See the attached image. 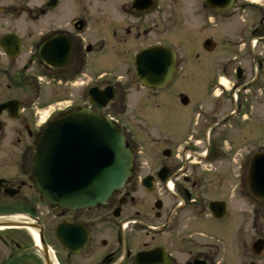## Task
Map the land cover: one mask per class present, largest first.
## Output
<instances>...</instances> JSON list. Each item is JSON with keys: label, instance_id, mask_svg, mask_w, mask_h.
I'll use <instances>...</instances> for the list:
<instances>
[{"label": "flooded vegetation", "instance_id": "obj_1", "mask_svg": "<svg viewBox=\"0 0 264 264\" xmlns=\"http://www.w3.org/2000/svg\"><path fill=\"white\" fill-rule=\"evenodd\" d=\"M3 1L0 225L11 226L0 230V264H264L250 192L253 157L264 153V0L222 11L206 0ZM195 20L225 29L199 37ZM168 32L193 38L196 66L177 67L164 88L144 87L135 58L154 46L179 51L161 42ZM57 39L55 67L42 50ZM98 59L108 73L89 72ZM95 87L115 91L104 111L90 105ZM83 107L119 125L134 166L107 204L68 211L35 185L36 145L48 122ZM213 186L220 197L211 201ZM215 202L224 209L211 212Z\"/></svg>", "mask_w": 264, "mask_h": 264}, {"label": "water", "instance_id": "obj_2", "mask_svg": "<svg viewBox=\"0 0 264 264\" xmlns=\"http://www.w3.org/2000/svg\"><path fill=\"white\" fill-rule=\"evenodd\" d=\"M233 2L206 0L217 11L230 9ZM60 42H52L42 51L43 59L55 67L61 66L60 55L54 50ZM205 48L213 51L214 44L207 41ZM176 64V53L166 47L144 50L135 62L142 84L150 88L166 86L174 76ZM89 95L91 103L101 108L115 98L111 88L105 91L94 88ZM133 164V153L118 126L109 117L82 109L63 114L46 126L36 147L35 185L42 197L58 208L68 211L93 208L105 205L115 192L125 187ZM250 189L264 203V154L252 161ZM220 208L224 209L220 204L211 205L214 213ZM81 233L84 237V232ZM255 247L261 254L264 242L258 241Z\"/></svg>", "mask_w": 264, "mask_h": 264}, {"label": "rangeland", "instance_id": "obj_3", "mask_svg": "<svg viewBox=\"0 0 264 264\" xmlns=\"http://www.w3.org/2000/svg\"><path fill=\"white\" fill-rule=\"evenodd\" d=\"M10 1L11 0H5V1H3V4H7V2L9 3ZM45 1L46 0H28L27 3H29V4H31V3L32 4H40V3H44ZM261 1L262 0H255V2H257V3L261 2ZM69 9H71V8H69ZM67 16H68V13H65V17H67ZM192 24H197L198 27L196 25V26L192 27L190 31L199 37L204 36V34H206V35H209V34L210 35H222V30H223V28L225 29V26L219 28V27H214L213 25H209L208 27H201V29H200V25L202 24V22H199V20L193 21ZM169 33L170 32H168L166 34V38L164 37L165 35L163 34L164 36L162 37L161 42L169 44L170 46H173V47L179 49V51H177L179 54V57H180L178 67L185 69V68L196 66V65L192 66L195 61L188 58L190 48L197 45L196 43H194V44L188 43V41H190V40L193 41V38L192 39L188 38L189 40H184V39H179L176 35H173V37L176 41L175 40L170 41V39H172V37L169 36ZM194 42H196V40ZM215 57L218 58V55H215ZM107 64H108L107 59H105V60L104 59H98L94 63L91 64L92 66L89 67L88 70H89V72L101 70L100 72H103V73L107 72L108 73L109 69H108ZM115 73L119 74V76L121 75L122 77H124L121 70L113 72L112 74L115 75ZM226 80H229V78L221 76V81L224 82L226 85H228ZM85 81L87 82L88 80H85ZM179 83H183L182 78H180V80L177 81V84H179ZM83 86L84 85H81L80 88L82 89ZM83 93H84V91H83ZM133 93L135 94V92H133ZM50 100H52V99L50 98ZM44 104H46V103H44ZM54 107H56V106H54ZM54 107H52V108H54ZM256 145L258 148L261 146H264V138L263 139L258 138ZM231 146L233 147L234 145H231ZM210 189L212 190V193H213L209 197L211 201L214 200L215 198L220 197L219 194L215 192V186L210 187ZM243 208H245V207L243 206ZM257 213L259 216L258 228H259V234H260L261 232H263L262 230L264 229V205L259 203V202H257Z\"/></svg>", "mask_w": 264, "mask_h": 264}, {"label": "bare ground", "instance_id": "obj_4", "mask_svg": "<svg viewBox=\"0 0 264 264\" xmlns=\"http://www.w3.org/2000/svg\"><path fill=\"white\" fill-rule=\"evenodd\" d=\"M251 1H255V0H251ZM48 114L45 115L44 119L47 117ZM5 226H8V225H0V230H4L6 227Z\"/></svg>", "mask_w": 264, "mask_h": 264}]
</instances>
